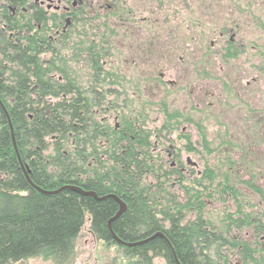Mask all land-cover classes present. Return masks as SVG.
Instances as JSON below:
<instances>
[{
    "label": "trees",
    "instance_id": "1",
    "mask_svg": "<svg viewBox=\"0 0 264 264\" xmlns=\"http://www.w3.org/2000/svg\"><path fill=\"white\" fill-rule=\"evenodd\" d=\"M62 19L29 7L28 0H0V264L35 256L64 262L86 221L95 239L122 249L125 264H153L154 257L163 264H229L234 252L243 264H264V250L256 248L264 235V214L243 210L245 195L232 177L235 163L226 159L225 175L206 166L191 181L196 188H190L153 146L155 138H165L173 128L170 119L164 114L159 126H149L139 115L121 111L126 103L118 105L121 95L115 89L127 99L123 77L106 65L119 46L113 38L117 28L123 29V39L131 29L120 23L63 29ZM190 21L189 27H197ZM144 22L152 29L160 26ZM193 32L182 34L180 42L191 44L198 36ZM154 52L145 47L142 55ZM107 114L122 123L110 125ZM253 181L251 176L241 183L264 201V188ZM173 183L184 202L170 192ZM65 185L119 198L125 210L110 228L122 241H140L156 232L163 238L120 246L107 229L118 209L113 198L34 188L53 191ZM213 194L235 202V211H223L218 224L202 212ZM189 212L194 217L186 219ZM243 231L250 241L243 233L233 234Z\"/></svg>",
    "mask_w": 264,
    "mask_h": 264
},
{
    "label": "rangeland",
    "instance_id": "2",
    "mask_svg": "<svg viewBox=\"0 0 264 264\" xmlns=\"http://www.w3.org/2000/svg\"><path fill=\"white\" fill-rule=\"evenodd\" d=\"M129 2L136 9V20L141 23H137L138 27L126 39H123V29L117 28L113 38L119 46L112 51L106 65L123 77L120 83L127 99L121 89H115L121 95L118 105L126 103L121 111L126 116L139 115L149 126H159L164 114L170 119L173 128L165 138L164 135L155 138L153 146L156 150L163 148L164 155L170 149L178 153L180 163L186 166L183 174L188 180L183 184L190 188H196L191 181L199 178L206 166L225 175L226 159H230L235 163L233 182L245 195L240 202L243 210L264 214V201L249 194L241 183L253 176L254 184L264 188V0ZM162 2L164 8L159 6L157 10L155 7ZM85 12L89 18L94 9L89 11L84 7ZM100 15L92 23L80 25L88 29L98 20L110 18L105 10ZM146 19L160 26L152 29L144 22ZM189 20L197 27H189ZM62 27L66 28V23ZM193 31L198 34L194 43L180 42V37H189ZM227 38L232 41L231 46L226 43ZM145 47H154L153 55L143 56ZM166 59L172 60L174 67L166 65ZM153 76L156 81L151 80ZM106 118L110 125L122 123L113 114H107ZM255 158L257 162H252ZM187 159L197 166L187 164ZM180 191L178 184L173 183L170 192L178 202H184ZM223 211L234 212L235 202L230 198L219 200L215 194L204 200L202 212L216 224ZM193 217V212L186 213V219ZM233 234H242L251 240L247 232ZM257 242L256 248L264 250V235ZM121 255L120 247L95 239L86 221L74 240L68 260L56 262L35 256L14 264H125ZM228 258L229 264H243L235 252ZM152 261L163 264L158 257Z\"/></svg>",
    "mask_w": 264,
    "mask_h": 264
},
{
    "label": "flooded vegetation",
    "instance_id": "3",
    "mask_svg": "<svg viewBox=\"0 0 264 264\" xmlns=\"http://www.w3.org/2000/svg\"><path fill=\"white\" fill-rule=\"evenodd\" d=\"M32 4L43 8L46 12H48L49 10H53L54 13H56L59 17L65 18L63 24L66 23V28L67 26H74L77 23H92V21L101 17L100 12L102 10H105L106 16H109L110 18H103L102 21L98 20V23H96L95 25H115L119 23L126 24L127 27H131L130 34H132V30H135L134 26L137 24V20L134 15L136 9L132 3L130 4L129 0H35V2L29 4V7H31ZM159 6L164 8V3H158L156 9H159ZM84 7H88L89 11L94 9L91 17L89 16V18H86L88 12L84 13ZM118 11L119 14H117ZM80 16H82V19L80 18ZM92 17L93 19H91ZM113 17L115 18L113 19ZM166 62V65H168L169 67H174L172 60L166 59ZM159 150L163 152L164 149L160 148ZM177 155L178 153L176 154L175 150L173 149H170V151L166 150V159L170 160L169 167L172 169H177L179 173L183 174L186 166H183V164L180 163V157L179 155ZM187 164L193 167L197 166L196 162H191L189 159H187Z\"/></svg>",
    "mask_w": 264,
    "mask_h": 264
},
{
    "label": "water",
    "instance_id": "4",
    "mask_svg": "<svg viewBox=\"0 0 264 264\" xmlns=\"http://www.w3.org/2000/svg\"><path fill=\"white\" fill-rule=\"evenodd\" d=\"M10 130H11V128H10ZM12 142H13V148H14V151H15V153H16L15 143H14L13 139H12ZM16 155H17V153H16ZM25 176H26V174H25ZM26 178H27V176H26ZM27 180H28V178H27ZM28 182H29V180H28ZM34 188H35L36 190H38V191H40V192H44V193H46V194H53V193H56V192H58V191H60V190H62V189H71V190H74V191H76V192H78V193H81V194H83V195H89V196H92L93 198H95V199H97V200H102V199H104V198H106V197H111V198H113V199L116 201V203L118 204V209H117V211L115 212V214H114V215H113V216L107 221V229H108V231H109V234H110L112 240H113L115 243H117L118 245H121V246H124V247H131V246H136V245H139V244L145 243V242H147V241L153 239L154 237H161V238H163V235H162L160 232H156V233L152 234L151 236H149V237H147V238H145V239H142V240H140V241H136V242H125V241H122L121 239H119V238L113 233V231L111 230V228H110V224H111V222L113 221V219L117 218L121 213L124 212V210H125V204H124L119 198H117V197L114 196V195H106V196H102V197H97L93 192H86V191H83V190H82L81 188H79V187L69 186V185H65V186L59 188L58 190H53V191L42 190V189H40V188H38V187H35V186H34ZM175 261H176V259H175ZM176 264H178L177 261H176Z\"/></svg>",
    "mask_w": 264,
    "mask_h": 264
}]
</instances>
